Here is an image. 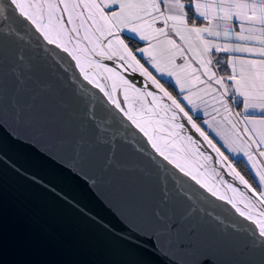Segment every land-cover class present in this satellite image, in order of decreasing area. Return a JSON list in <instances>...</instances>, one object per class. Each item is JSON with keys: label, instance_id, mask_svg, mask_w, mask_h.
<instances>
[{"label": "snow or ice", "instance_id": "snow-or-ice-1", "mask_svg": "<svg viewBox=\"0 0 264 264\" xmlns=\"http://www.w3.org/2000/svg\"><path fill=\"white\" fill-rule=\"evenodd\" d=\"M172 68L191 70L202 92L199 104L185 94L192 88ZM129 72L159 90L170 101L165 107L171 119L183 118L174 127L194 129L221 164L228 157L196 120L223 139L225 151L244 152L255 169L256 186L229 162L230 174L245 190L221 180L231 195L220 194L166 156L132 108L115 96L119 88L125 102L129 92L152 97L153 103L159 98L154 91H142L144 79L128 77ZM172 76L180 99L160 82L171 84ZM100 80L111 84L106 87ZM204 97L238 135L247 137L245 148L234 147L203 119L208 114ZM181 101L192 107L186 111ZM202 105L203 113L190 114ZM131 125L179 172L130 138ZM186 140L193 146L188 155L199 154L204 161L199 167H209L213 157L199 153V141L192 136ZM48 144L56 145L64 158L57 159ZM22 148L56 162L90 188L112 186L135 217V227L121 221L128 235L120 239L142 256L161 264H187L190 256L211 248L220 254L219 264H264V163H256L257 157L264 159V0H0V169L24 176L16 166ZM139 156H147L156 170L142 165ZM212 173L220 175L215 168Z\"/></svg>", "mask_w": 264, "mask_h": 264}, {"label": "water", "instance_id": "water-1", "mask_svg": "<svg viewBox=\"0 0 264 264\" xmlns=\"http://www.w3.org/2000/svg\"><path fill=\"white\" fill-rule=\"evenodd\" d=\"M127 75L148 82L139 73L129 72ZM80 78L83 79L82 74ZM84 83L99 92L88 81ZM108 103L112 106L110 101ZM131 132L136 134L135 137ZM193 134L203 140L194 129ZM129 136L179 172L151 147L152 141L135 125H131ZM39 146L45 148V143L41 142ZM47 149L57 159L65 156L56 145L48 144ZM209 152L216 160L211 148ZM16 159V166L25 173L24 176L0 169V264H142L144 261L161 264L159 259L142 256L120 239L128 235L125 223L135 227V217L130 216L112 186L98 183L94 189L90 188L56 162L40 158L33 149H20ZM139 160L142 165L156 170L147 156H139ZM179 175L185 180L191 179L184 173ZM32 177L39 182L33 183ZM191 184L206 192L195 181ZM212 199L226 204L218 197ZM205 259L219 264L221 257L215 250L205 248L190 256L187 264H200Z\"/></svg>", "mask_w": 264, "mask_h": 264}, {"label": "rangeland", "instance_id": "rangeland-1", "mask_svg": "<svg viewBox=\"0 0 264 264\" xmlns=\"http://www.w3.org/2000/svg\"><path fill=\"white\" fill-rule=\"evenodd\" d=\"M140 46H144V45H140ZM141 63H143V61H141ZM179 63L180 62L176 60V64ZM145 67H148V65H145ZM171 70L176 72L179 76L189 71L186 70L187 72L186 71L181 72L180 69L178 68H172ZM149 71H152V69L149 68ZM153 75H156L157 79H159L160 77L159 74L155 72H153ZM169 78L174 80L176 76H172ZM161 83L163 84V82ZM105 84L109 86L111 84V81H108ZM164 87L168 90L166 86ZM121 94L123 97L124 93L122 89H121ZM128 94L130 100L128 102H125L126 107L130 106L132 108V113L135 116V118L142 124V126L146 129L149 135L153 137L157 146L160 147L162 151H164L166 156H168L170 159L173 158L176 159L178 163L184 164L186 170H191L193 174L197 176V179L202 180L205 183H208L209 186L218 190L220 194L231 195V190L227 189V186L221 183V180H224L221 173L219 172L220 173L219 176H215L212 173V168H214L212 162H210L209 167H199V165L204 164L203 159L200 158L201 156H199V154L195 156L188 155L189 150H191L192 148H190L188 145L183 144L182 142H180L179 138L175 137L174 134L175 129L173 128L174 125H172L162 117H157L155 115H148L147 111L150 110L151 108L148 106L145 97H137L136 94L132 92H129ZM236 171L239 172L238 170ZM237 181L238 180H236V182ZM237 188H239L241 191L245 190V189H241L240 187Z\"/></svg>", "mask_w": 264, "mask_h": 264}, {"label": "crops", "instance_id": "crops-1", "mask_svg": "<svg viewBox=\"0 0 264 264\" xmlns=\"http://www.w3.org/2000/svg\"><path fill=\"white\" fill-rule=\"evenodd\" d=\"M200 21L197 20V24H199ZM237 31L239 29H236ZM224 42V41H221ZM231 42V41H229ZM143 45V44H142ZM249 46H254V47H259L258 44H256L255 42H251L249 44ZM248 58H252V57H248ZM178 62L179 59H177ZM195 66V65H193ZM179 69V68H178ZM237 70L239 71V65L237 66ZM187 72V71H186ZM170 81H172V83L174 84V87L176 90H178V86L176 85V78H174V80L168 78ZM180 81L182 83H184L186 88H192V92L188 93L186 92V95H190V98H192L193 100H195L197 102V104L200 103V96L202 95L201 91L196 90V86H195V80H194V76L191 72V70L189 69V71L187 73L181 74L180 75ZM180 99V97H179ZM204 99L208 100V105H207V115L203 116V119L206 121H209L213 124V129H219L220 132L223 133L224 137H226L229 142H231L233 144L234 147H239V148H245V140L247 139L246 136L243 135H238V132L234 129L231 128V126L226 122L223 121L221 119L220 115H217L213 109H212V101L210 99H208V97H204ZM182 104H184L185 106L191 108V105H187L186 101H181ZM193 113L195 114H200L203 113L205 111V106H201L199 108H193ZM223 111V110H221ZM237 111H240V109H237ZM258 118V117H257ZM233 123H235V121L233 120ZM203 125V124H202ZM205 126V125H203ZM242 127V125H237V129H240ZM207 128V127H206ZM251 131V129H249ZM207 131L209 132V135L211 136V138L213 139V142L216 144L217 147L221 148V151L224 152V155L228 157V159L230 160V158L233 159H237V158H242L245 160V162L248 164V166L250 167L253 175H255V169H252V161H249L247 156L245 155L244 152H231L229 151H225V148L227 147L226 145H224V147H221V145L224 143L223 139L217 137L216 135H214V132L212 129H208ZM256 163L257 164H261L264 163V159L258 158L256 159ZM260 190V189H259ZM257 189V191H259Z\"/></svg>", "mask_w": 264, "mask_h": 264}, {"label": "flooded vegetation", "instance_id": "flooded-vegetation-1", "mask_svg": "<svg viewBox=\"0 0 264 264\" xmlns=\"http://www.w3.org/2000/svg\"><path fill=\"white\" fill-rule=\"evenodd\" d=\"M104 62L107 63L110 67L112 66V63H110V61H104ZM159 79H160V77H159ZM100 82L102 84H104L106 87L108 86V85L105 84L108 81L101 80ZM145 85H146V88L142 89V91H154L156 93L157 97H159L158 99L155 100L154 103H153V98L152 97H145L146 100H147L148 106L152 109V110L150 109V110L147 111L148 115H155L157 117H162L163 119L167 120L172 125L184 122L182 117L178 118L176 121H173L171 119L172 112L169 111L167 107H165L166 105H168L170 107V101H168L167 98L163 97L162 94L159 93V90L154 89V86H152L149 82L145 81ZM136 86L140 87L139 85H136ZM164 86L167 87L166 84H164ZM168 90L172 94L173 97H176L177 99H179V97L176 96L171 89L168 88ZM115 96L120 101L121 105L126 106V103L123 100V97H122V94H121V89L118 88L117 92L115 93ZM188 108L189 107L185 106V110L186 111L188 110ZM190 114H193V111ZM193 119H196V115H193ZM196 122L198 124H200V126L203 127L206 132H208L207 128L201 124L200 120H196ZM173 128L175 129V132H174L175 137L179 138L180 142H182L185 145H188L190 148H193V146L191 144H189L187 142V140H186L187 136H192L193 140H198L199 141V153H203L204 155H211L213 157V155L209 152V147L207 146V141H205L203 138H202L203 139L202 141L199 138H197L195 136V134H193V129H191L187 124H185L186 131L185 130H180V129L174 127V126H173ZM208 134H209V132H208ZM200 158L203 159L202 157H200ZM211 162L213 163L214 168L218 172L221 173L224 181H228L229 183L234 184L235 186L240 187L241 189H244V186L241 185L239 183V181L236 182V180L230 174L231 173V169L228 167V163L230 162L229 159L224 164H221L220 163V158L218 156H216V160H214V157H213ZM230 164H231L232 168L236 169V167L233 165L232 162H230Z\"/></svg>", "mask_w": 264, "mask_h": 264}, {"label": "trees", "instance_id": "trees-1", "mask_svg": "<svg viewBox=\"0 0 264 264\" xmlns=\"http://www.w3.org/2000/svg\"><path fill=\"white\" fill-rule=\"evenodd\" d=\"M140 45H142V44H139L137 46H140ZM161 81L163 82V84H166L167 88L171 89L173 91V93L177 96V90L175 89L173 83L169 84V83H165L164 80H161ZM230 162L233 163V165L236 167V169L245 177V179H247L249 181V183L253 184L254 187L256 186L255 182L252 179L253 173H252V171H250L251 169L248 166V164L245 162L244 159H242V158H237V159L230 158Z\"/></svg>", "mask_w": 264, "mask_h": 264}]
</instances>
